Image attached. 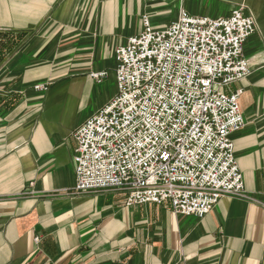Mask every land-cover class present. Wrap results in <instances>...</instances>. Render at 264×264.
Instances as JSON below:
<instances>
[{"label":"crops","instance_id":"obj_1","mask_svg":"<svg viewBox=\"0 0 264 264\" xmlns=\"http://www.w3.org/2000/svg\"><path fill=\"white\" fill-rule=\"evenodd\" d=\"M238 7L255 21L249 74L220 90L241 91L244 197L195 218L76 192L73 133L116 94L115 49L144 17L161 29ZM0 264H264V0H0Z\"/></svg>","mask_w":264,"mask_h":264},{"label":"built area","instance_id":"obj_2","mask_svg":"<svg viewBox=\"0 0 264 264\" xmlns=\"http://www.w3.org/2000/svg\"><path fill=\"white\" fill-rule=\"evenodd\" d=\"M142 27L114 51L116 94L73 133L75 191L123 190L127 207L168 203L203 218L222 197H244L231 138L244 126L241 91L220 89L249 74L255 21L238 7L215 19L181 11L161 29L144 17Z\"/></svg>","mask_w":264,"mask_h":264}]
</instances>
